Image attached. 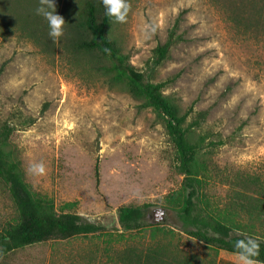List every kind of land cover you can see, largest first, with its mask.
<instances>
[{"label":"rangeland","instance_id":"374dc122","mask_svg":"<svg viewBox=\"0 0 264 264\" xmlns=\"http://www.w3.org/2000/svg\"><path fill=\"white\" fill-rule=\"evenodd\" d=\"M127 2L126 21L114 20L110 36L150 81L166 82L164 93L183 109H208L204 127L227 140L208 157L218 173L205 187L209 202L220 207L230 202L223 181L228 174L243 172L264 182V20L257 28L236 25L214 0ZM175 23L182 38L152 67L154 47ZM146 25L155 31L146 33ZM64 44L62 36L52 51L18 36L1 42L0 124L14 126L7 149L30 189L56 212L77 213L108 232L25 246L0 258V264H121L118 256L127 247L171 242L203 262H237V256L169 225L177 219L166 197L179 190L183 175L164 128L123 85L109 82L95 58ZM40 163L43 174L31 171ZM143 204L150 205L145 214L165 209L160 228L120 229L118 208ZM16 216L0 181V229ZM236 220L264 239L263 220Z\"/></svg>","mask_w":264,"mask_h":264},{"label":"trees","instance_id":"16d2710c","mask_svg":"<svg viewBox=\"0 0 264 264\" xmlns=\"http://www.w3.org/2000/svg\"><path fill=\"white\" fill-rule=\"evenodd\" d=\"M54 2L56 13L65 20L62 35L64 45L69 50L95 58L96 68L108 77L109 82L123 85L126 92L139 101L141 108L153 111L164 128L175 150L177 168L183 175L179 190L166 197V203L175 210L177 219V223L169 225H177L176 228L187 236L214 250L232 254H237L234 247L237 240L256 239L259 241V255L253 260L264 264V239L258 238L256 231L247 224L236 220V217H246L264 221V182L261 178L243 172L226 175L223 181L230 188V202L222 207L212 205L206 195L207 184L218 179V173L213 172L215 166L208 157L227 144L226 138L204 127L209 110H195L193 105L183 109L175 99L164 93L166 82L150 81L144 72L131 64L128 54L110 36L114 19L105 14L102 0ZM214 2L227 10L230 20L236 25L257 28L264 20V0ZM22 17L24 23L30 18L27 13ZM31 18L33 20V16ZM23 26L21 34L27 36V26ZM45 26L46 31L41 32L42 48L52 51L61 37L54 43L48 35L47 20ZM176 26L175 23L163 43L154 47L152 67L165 61L172 46L182 38ZM3 69L4 65L1 64L0 75ZM32 123L30 118L26 125ZM13 130L14 126L7 121L0 124V181L6 186L17 211L16 218L6 221L0 229V258L36 243L108 232L106 226L91 222L77 213L56 212L49 200L39 197L30 189L18 162L7 149ZM149 206H120L117 210L119 228L130 232L143 228L159 229L163 223H151L146 219L145 209ZM171 235L175 238L174 234ZM118 261L121 264H211L196 256L184 255L178 244L172 242L165 247H127L118 256Z\"/></svg>","mask_w":264,"mask_h":264},{"label":"clouds","instance_id":"9594fccd","mask_svg":"<svg viewBox=\"0 0 264 264\" xmlns=\"http://www.w3.org/2000/svg\"><path fill=\"white\" fill-rule=\"evenodd\" d=\"M41 6L36 9V14L43 16L48 22V35L55 43L63 35V25L65 20L56 13L54 0H40ZM105 14L113 18L118 23H124L129 12L130 5L127 0H102ZM45 5L47 7H45ZM145 32H154L155 26H145ZM44 165L34 164L31 171L43 174ZM234 247L237 249V264H254L253 257L259 255V241L253 238L237 240Z\"/></svg>","mask_w":264,"mask_h":264},{"label":"crops","instance_id":"0c3cea01","mask_svg":"<svg viewBox=\"0 0 264 264\" xmlns=\"http://www.w3.org/2000/svg\"><path fill=\"white\" fill-rule=\"evenodd\" d=\"M40 6V0H0V44L4 41L16 39L18 36L20 40L30 41L33 45H40L42 42L41 32L42 30L46 31V19L44 18V21H42V16L36 14V9ZM26 13L30 18L27 19V23H24L22 22V16ZM23 25L27 26L25 27L27 36L21 34ZM232 255L237 256V254ZM222 264H237V262L225 259ZM254 264L261 263L254 261Z\"/></svg>","mask_w":264,"mask_h":264},{"label":"water","instance_id":"95a60500","mask_svg":"<svg viewBox=\"0 0 264 264\" xmlns=\"http://www.w3.org/2000/svg\"><path fill=\"white\" fill-rule=\"evenodd\" d=\"M146 218L155 223L163 222L165 220V209L162 207L154 208L146 213Z\"/></svg>","mask_w":264,"mask_h":264}]
</instances>
